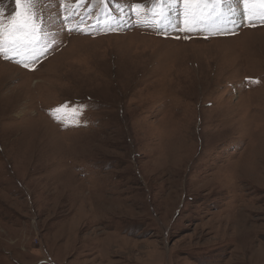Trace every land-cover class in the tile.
<instances>
[{
	"label": "rangeland",
	"instance_id": "rangeland-1",
	"mask_svg": "<svg viewBox=\"0 0 264 264\" xmlns=\"http://www.w3.org/2000/svg\"><path fill=\"white\" fill-rule=\"evenodd\" d=\"M30 11L39 39L0 49V264H264L261 9L209 0L194 28L183 0Z\"/></svg>",
	"mask_w": 264,
	"mask_h": 264
},
{
	"label": "snow or ice",
	"instance_id": "snow-or-ice-1",
	"mask_svg": "<svg viewBox=\"0 0 264 264\" xmlns=\"http://www.w3.org/2000/svg\"><path fill=\"white\" fill-rule=\"evenodd\" d=\"M183 3L186 25L194 28L208 18L205 9L209 7V0H183ZM244 4L249 9L258 6L261 9L259 15L264 17V0H256V3L251 6L249 0H244ZM16 6L17 10L7 20L0 19V49L7 44L11 50H14L17 47L32 44L39 39L37 35L39 28L35 23V14L30 11L34 6V0H16ZM136 7L139 8V5ZM160 22L162 23L163 19ZM54 111L65 113L68 119H74L79 115L77 109L68 112L67 106H61ZM57 119L60 117L58 116Z\"/></svg>",
	"mask_w": 264,
	"mask_h": 264
},
{
	"label": "bare ground",
	"instance_id": "bare-ground-1",
	"mask_svg": "<svg viewBox=\"0 0 264 264\" xmlns=\"http://www.w3.org/2000/svg\"><path fill=\"white\" fill-rule=\"evenodd\" d=\"M224 10H227V8H225ZM226 13H228L227 11H223L222 12V16H224V17H226L227 19H229V20H232V21H235L236 20V17L235 16H233V15H227ZM170 18H172L171 17V15H170V13H168L166 10H165V12H164V14H163V19L165 20V21H167L168 22V20L170 19Z\"/></svg>",
	"mask_w": 264,
	"mask_h": 264
},
{
	"label": "trees",
	"instance_id": "trees-1",
	"mask_svg": "<svg viewBox=\"0 0 264 264\" xmlns=\"http://www.w3.org/2000/svg\"><path fill=\"white\" fill-rule=\"evenodd\" d=\"M110 34H113V33H110ZM190 39H192V40H199V38L198 37H195V36H191Z\"/></svg>",
	"mask_w": 264,
	"mask_h": 264
}]
</instances>
